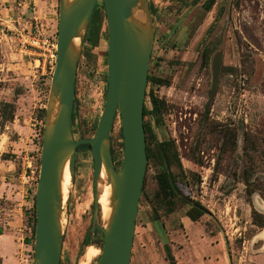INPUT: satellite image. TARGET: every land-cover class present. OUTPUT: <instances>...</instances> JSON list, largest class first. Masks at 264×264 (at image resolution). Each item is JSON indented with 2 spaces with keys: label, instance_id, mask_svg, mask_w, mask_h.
<instances>
[{
  "label": "rangeland",
  "instance_id": "1",
  "mask_svg": "<svg viewBox=\"0 0 264 264\" xmlns=\"http://www.w3.org/2000/svg\"><path fill=\"white\" fill-rule=\"evenodd\" d=\"M149 1L155 33L148 73L169 86L146 84L145 94L151 90L163 100L166 113L159 127L150 117L145 121L151 122L158 142L174 143L182 170L170 171L177 176L178 190L209 215L191 222L186 217L188 204L178 200L174 212L167 214L166 207L154 201V177L161 167L153 159L147 161L130 264H169L164 246L170 248L175 264H264V227L252 223L253 210L260 219L264 216L259 204L264 202V0H216L209 12L202 9L205 0ZM57 21L58 0H0V105L14 106L13 120L0 117V245H5V233H12L18 244L24 232L31 238L24 216L17 227L9 226L22 209L13 192L22 188L18 177L25 152L16 158L8 147L22 139L21 144L31 149L26 153L38 155L32 161L27 155L24 162L38 169V112L47 103L53 71L49 51L53 45L55 52ZM107 35L98 0L76 71L75 139L93 135L104 107ZM145 105L150 109L146 95ZM120 133L117 115L110 134L116 168L123 156ZM10 162L14 166L9 171ZM92 205L91 153L77 149L63 214L60 264L82 260ZM92 241L99 249L98 231ZM31 244L32 261L33 240ZM98 257L87 264H95Z\"/></svg>",
  "mask_w": 264,
  "mask_h": 264
},
{
  "label": "water",
  "instance_id": "2",
  "mask_svg": "<svg viewBox=\"0 0 264 264\" xmlns=\"http://www.w3.org/2000/svg\"><path fill=\"white\" fill-rule=\"evenodd\" d=\"M107 24V75L104 107L93 135L75 139L72 111L81 45L98 0H58L55 63L42 120L41 148L34 192L35 227L31 264H60L63 214L62 179L74 181L77 148L88 146L93 166L90 241L102 236L95 264H130L135 223L147 157L143 109L154 40L149 0H101ZM120 119L123 156L118 168L110 134ZM102 172L110 187V213L98 226ZM71 189V187H70ZM70 194V190H69ZM261 203V202H260ZM259 203V204H260ZM263 208V206L260 204Z\"/></svg>",
  "mask_w": 264,
  "mask_h": 264
},
{
  "label": "trees",
  "instance_id": "3",
  "mask_svg": "<svg viewBox=\"0 0 264 264\" xmlns=\"http://www.w3.org/2000/svg\"><path fill=\"white\" fill-rule=\"evenodd\" d=\"M216 0H205V2L202 4V9L205 12H209L214 5ZM151 8V13L154 16V12ZM202 64H206L208 59V51L207 49H204L202 53ZM147 83H153L158 86H169V82L159 79H153L149 73L147 74ZM146 97L149 98L150 102V109L147 108L146 105H144L143 109V125H144V132H145V141H146V157L147 161L153 159L160 167L161 170L155 175V181L157 184V191L154 194V201L160 205L166 207L167 214H170L174 212L175 209V200H178L180 202H184L188 204L189 208L186 211V217L191 222H197L202 216L209 215V212L205 207H203L199 202L197 201H187L185 197L180 193L177 187L176 179L177 176H175L170 170L172 167L178 168V170L181 172L182 167L180 164V160L176 151V148L174 146L173 142L170 141H163L158 142L155 136V133L152 128V124L150 121H145L146 117H150L153 120V124L157 127H159L162 124L163 115L166 113V104L163 100L158 99L155 97L150 90L148 93L145 94ZM75 101L73 110L75 108ZM0 117L4 121H11L14 119V106L11 103H1L0 105ZM44 117V109H40L38 112V121H42ZM72 124L74 120V114L72 112ZM95 130V129H94ZM42 134V129H40V134ZM121 136V133H120ZM79 138H84L79 137ZM89 138V137H86ZM122 138V137H121ZM89 149L88 146H80L77 149ZM110 152L112 156V151L110 147ZM38 164V163H37ZM35 173L37 174V165L35 168ZM246 188H247V183ZM98 216L100 217V211ZM260 214H258L255 210L252 211V223L259 227H264V216L263 219ZM157 220V219H156ZM28 227L30 229L31 238L34 239V227H35V208H34V195H33V205H32V211L28 218ZM97 232V231H96ZM93 241H90V234L89 229L87 233V240L85 241L84 245L90 246L93 245ZM165 250V258L168 261L169 264H175L173 255L171 254L170 248L168 246H164ZM1 264V259H0Z\"/></svg>",
  "mask_w": 264,
  "mask_h": 264
},
{
  "label": "crops",
  "instance_id": "4",
  "mask_svg": "<svg viewBox=\"0 0 264 264\" xmlns=\"http://www.w3.org/2000/svg\"><path fill=\"white\" fill-rule=\"evenodd\" d=\"M22 139L19 140V142H10V147H8V151L13 154L16 158L20 156L21 153L25 152V154L22 156V172L26 171L27 168H31L32 163L31 162H24L26 161L27 157L29 156L26 152L27 150H31L27 146H23L21 144ZM28 155V156H27ZM30 160H35V158H38V155H30ZM13 163L10 162L8 166V170L10 171L11 168H13ZM34 184L28 186V187H22L18 191H14V199L18 201L17 206L19 209H14L13 212L20 211L19 215H14L16 219L9 223L10 227H17L18 223L21 221L22 216H24L27 219V225H28V218L32 211V205H33V193H34ZM24 211V212H23ZM28 227V226H27ZM29 229V227H28ZM24 240L21 244H18L13 241V234L12 233H5L3 234V240L5 241V245H0V259L1 264H30L31 262V251H32V244L31 239L27 236V232H24Z\"/></svg>",
  "mask_w": 264,
  "mask_h": 264
},
{
  "label": "bare ground",
  "instance_id": "5",
  "mask_svg": "<svg viewBox=\"0 0 264 264\" xmlns=\"http://www.w3.org/2000/svg\"><path fill=\"white\" fill-rule=\"evenodd\" d=\"M100 184L98 185L100 190V198H99V206H100V219L101 221H105L110 213L109 208V195H110V187L106 184H103L105 182V176L102 172L101 175ZM71 184H70V176L68 173V169L66 168L64 171L63 179H62V195H63V201H66L69 195ZM264 207V202L260 203ZM263 237H264V231H263ZM99 254V249L92 247V245L87 246L85 249V252L82 256V260L79 262V264H87L89 261L92 260L93 257L97 256Z\"/></svg>",
  "mask_w": 264,
  "mask_h": 264
},
{
  "label": "built area",
  "instance_id": "6",
  "mask_svg": "<svg viewBox=\"0 0 264 264\" xmlns=\"http://www.w3.org/2000/svg\"><path fill=\"white\" fill-rule=\"evenodd\" d=\"M36 41H34L35 43ZM54 46L52 45L51 51H49V65L54 68L55 54ZM36 173L31 168H27L26 171L22 172L18 177V182L22 187H28L32 184H36Z\"/></svg>",
  "mask_w": 264,
  "mask_h": 264
}]
</instances>
